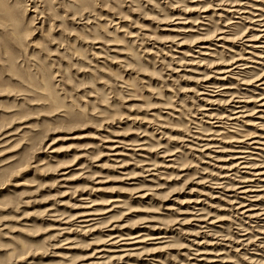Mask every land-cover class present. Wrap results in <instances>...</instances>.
<instances>
[{
  "label": "rangeland",
  "instance_id": "374dc122",
  "mask_svg": "<svg viewBox=\"0 0 264 264\" xmlns=\"http://www.w3.org/2000/svg\"><path fill=\"white\" fill-rule=\"evenodd\" d=\"M259 23L264 0H0V264H264L234 161L264 167L234 153L264 132ZM111 230L145 234L131 259L98 253Z\"/></svg>",
  "mask_w": 264,
  "mask_h": 264
},
{
  "label": "bare ground",
  "instance_id": "6f19581e",
  "mask_svg": "<svg viewBox=\"0 0 264 264\" xmlns=\"http://www.w3.org/2000/svg\"><path fill=\"white\" fill-rule=\"evenodd\" d=\"M36 9H35V11H33V13H37L36 12ZM258 22H261V21H258ZM255 27H257L258 30H254V31H257L258 33H260V36H258L256 38V40H254V42H258V43H255V45H253V46H247V47H251L256 52V50H262V49H264V45H260V44H264V43L259 42L261 40H264V23H259ZM261 52L264 53V51H261ZM252 55L254 57H258L256 53L255 54H252ZM231 74H233V73H231ZM205 84H204L205 86L203 87L204 89H206V90H208V88L215 89V88H213L215 86L213 83L207 82ZM262 85L264 86V84H262ZM203 95H205V94H203ZM261 107H264V104ZM233 108L235 109L236 107L234 106ZM236 109H237V111H239V109H241V108H236ZM237 111H236V113H234V114L232 113L231 114V118H233L231 121H240V119L243 118V115H241L243 112L242 111L237 112ZM262 113H264V111ZM228 118L229 117H226L225 116L224 118H221L218 121V123L219 124H222L223 121L226 120V119H228ZM261 131H264V130H261ZM188 133L190 134L189 135L190 138L199 139V137H196V135H194L193 132L189 131ZM247 141H249V142H247ZM238 144H246L247 148H243L245 150L243 152L240 151V152H234V153L242 154V155L243 154H249L250 155L252 153L249 152L248 150L254 149V150H258V151L261 152L259 154L255 153L256 155L262 156V155H264V132H260V133L257 132L255 134V136L249 137L246 140H241V141L238 142ZM253 147H255V148H253ZM246 156L245 157H243V156L240 157L239 156L238 158H234L235 159L234 161H237L238 162L236 168H239L240 169L241 166L244 165L241 168L242 170H245L246 169V170H254V171H256V172L253 173V176L252 177H260V179H263L262 182H264V170H262V169H264V167H261V168L259 166L255 167V165H253V167H249L247 165V164H250L249 158H248L249 156L248 155H246ZM151 171L149 170L148 173L151 172ZM245 181L246 182H242V183H244V184H247V183H256L257 180L253 181V180H249L248 178H245ZM236 190H239L240 191L239 194L243 195V197H244L243 199L242 198L241 199L242 200H245L244 202L240 203V208L239 209L241 211H244L243 214L244 215H248V218L250 220H254L255 217L252 214L256 210H254L252 208L255 207L256 205H253V203L255 201L252 198H255V197H251L250 194H255V193H258V192H261V191H264V190H257V191L256 190H250V189H248L247 186L241 187V188H237ZM140 198H142V197H140ZM120 201H121L120 199H114V200L111 201V203H119ZM106 213H110V212H106ZM96 216H97V214H94L92 212H86V211L85 212H82L77 217V219H80L79 220L80 222H78V223L79 224H85V228L94 226L98 222V219L95 218ZM111 231H113V232L115 231V232L113 234L109 235L110 240L108 241V243L109 242L110 243L113 242L112 244H110V246H112L113 248H115L118 251L110 252L109 249L108 250L102 249V250L98 251V253L105 252V253H114V254L121 255V257H112V260H117V259H120V260L131 259V257L134 256L133 254L136 251H138V250H136L134 248V246L138 243V242H135V240L139 239L140 237H143L145 234H140V235H137V236L134 237L131 234H126L124 231H121V232H118L117 230H111ZM163 239H167V238H165L163 236H158V237H154V238L150 239V241H157V240H163ZM129 241H132L134 243L131 242V244H129ZM124 262L125 263H128V264L133 263V262H130V261H127V262L124 261Z\"/></svg>",
  "mask_w": 264,
  "mask_h": 264
}]
</instances>
